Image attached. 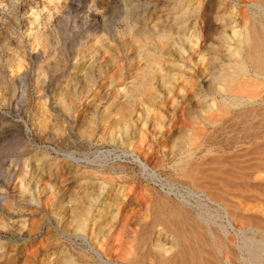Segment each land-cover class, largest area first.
<instances>
[{"label": "rangeland", "instance_id": "1", "mask_svg": "<svg viewBox=\"0 0 264 264\" xmlns=\"http://www.w3.org/2000/svg\"><path fill=\"white\" fill-rule=\"evenodd\" d=\"M219 1L225 0H0V264H134L130 259L146 258L149 245L171 246L170 230L159 239L153 233L152 242L139 247L145 226L164 207L184 227L203 263L259 264L251 250L254 239L264 241V159L249 153L232 164L231 152H223L229 161L222 164L232 173L202 178L191 165L190 172L184 168L199 162L202 172L215 169L209 161L213 155H198L205 149L200 139L190 143L197 159L179 149L190 128H201V105L212 100L208 85L215 72L232 63L221 58L225 49L234 48L223 37L255 12L238 0L232 1L240 9L237 16L228 9L216 12ZM153 26L147 47L166 61L162 74L177 72L180 78L169 83L175 87L168 96L161 74L153 73L149 83L163 100L146 112L125 92L145 77L149 62L137 55L147 47L139 49L136 42L127 50L122 44L134 31ZM166 31H174L175 55L159 47L158 37ZM194 35L199 40L193 52ZM202 54L211 65L200 82L203 91L173 108L186 80H194L193 65ZM111 55L115 60L105 79L95 76L107 85L80 94L90 60ZM177 65L182 67L174 69ZM120 66L122 79L117 78ZM109 78L115 83L109 85ZM263 96L264 81L252 79L245 92H230L227 99H243L234 112L257 110L263 117ZM216 98L221 103L223 97ZM159 107L166 123L162 130L156 126ZM129 111L130 130L137 131L125 137L126 128L121 131L110 121ZM142 128L143 141L138 140ZM189 176H200L201 183ZM207 181L215 183L216 195L206 190ZM163 224H156L155 233Z\"/></svg>", "mask_w": 264, "mask_h": 264}, {"label": "bare ground", "instance_id": "2", "mask_svg": "<svg viewBox=\"0 0 264 264\" xmlns=\"http://www.w3.org/2000/svg\"><path fill=\"white\" fill-rule=\"evenodd\" d=\"M232 1L233 0L219 1L220 3L216 6V12H220V11L223 12L228 9L230 13L232 12V14L236 12L235 13L236 15L240 9L238 10L236 5L235 7H233ZM238 1L248 6V9L254 8L255 12L253 11L252 15L250 14L251 12L248 13L250 14L251 17L246 16L243 19L242 18L243 16H242L241 17L242 19H240L241 20L240 21L241 26H239L240 28L234 30L233 33L229 35V37H227V35L223 37L224 40L229 39L234 42V48L231 47L232 48L231 50L225 49L221 55L222 59L225 58L229 61H232V63L226 67H222L219 70L218 74H216L215 72V77L213 78L211 83L208 85V90L213 93V97L211 98L212 100H210V103L206 104L205 106L204 104H202L203 101L199 103V105L202 104L201 105L203 107L202 112L205 113V116H203L202 120L197 123V125H200L201 128H198V129L190 128L189 129L190 134L182 136V140L179 144V147H180L179 149L187 152L186 156L197 159L194 157L195 152L191 151L190 143H194L196 139H200L199 143L205 145V149H203L202 151H199L198 155H213L214 158L212 159L210 158L211 160L209 161H213V164L215 165V169L208 168L206 170H203L202 172V170L200 169L204 168L203 167L204 164L203 165L201 164V167H200L199 162L197 163L193 162L194 164H190L188 162L187 166H185L184 168L185 172H190V169H191L194 172V175L198 174L199 171H201L202 176H203L202 178H204L205 176H208V177L212 176L214 179L213 175L214 174L216 175L217 172H223L225 174L232 173L230 172L232 168L222 163L224 161H229V160L233 162L236 158L238 157L240 158L249 153L250 154L252 153L253 155L257 156L258 159L259 158L264 159V116L260 117L261 115L259 114L257 110H251V109H241L238 112H234L232 110V107L243 103V99L242 98H234V99H229V100L227 99L228 94L230 92H233V91L234 92H241V91L245 92L247 85L250 86V81L252 79L264 81V0H250V1L249 0H238ZM137 9L138 7L135 8V10ZM242 13L244 12L242 11ZM155 32H156L155 26H153L150 29H144V28L138 29L134 31V33L132 34V39L128 42L123 43L122 46L123 48L128 50L129 48L134 46L136 42H139L138 48L139 49L145 48L147 47L146 45L147 41L150 40V37ZM172 32L174 31H166V33H161V35H159L158 37L160 40L159 47L161 51L171 50L172 43L170 40L173 38ZM187 38L190 39L189 37ZM198 40L199 39L197 35H194L191 38L189 49H191L193 52L198 50L197 48ZM184 42H185V39H184ZM166 48L168 49L164 50ZM135 51H138V49H136ZM144 51H146L144 54H141V55L139 54L137 55V57L143 56L142 59L145 60V62H149V64L146 65L147 66L146 68H151L153 69V71L148 70L146 68L143 69V73L145 76L144 79L136 78L137 80L134 82L133 86L131 88L128 87L125 93H127L126 94L127 96L129 95V93H131L130 95H132V97L130 100L136 99L140 101L142 106L145 107V111L149 110V108H151V110L154 111L155 108L159 105L158 102H162L163 98L162 96L160 98H157L155 96V92H153L152 89L153 88L155 89L156 85L154 86L153 84L151 85L149 83V80L151 78L152 79L154 78L152 76L154 75L153 73L157 72L161 74V80L163 82V86H165V90L163 91L167 92L168 96H170V94L174 92V87H175V86L172 87L171 85H169V83H175L176 81H178V79L180 78V75L177 72L176 73L168 72V73L162 74L161 73L162 70H164V68H167L166 61H164V59L162 58V54L158 53V51H156V48H151V47H147ZM149 51L150 52L153 51L154 53H150ZM171 55H175L173 54L172 50H171ZM185 56H189V53ZM114 60H115L114 55H111L110 57L105 58L104 61H100L97 58H92L90 60V63L87 65L85 72L83 73V79L80 83V87H81L80 94H83L85 91L89 93V91L91 90V87L94 85L102 86V87L107 85V82L106 83L98 82V79L96 80L95 76L97 73H99V76H101V79L102 80L105 79L106 71L108 70V67L110 66V64L114 62ZM98 61L100 62L97 64L99 67H98V70L96 71L95 65ZM209 63H210V60L205 56V54H202L201 57L198 59V62H196V64L193 65L195 66L192 69L193 70L192 77L194 78V80H192V78H188L186 80L178 96V97H181V100L174 101L173 108H177L181 103L187 102V100H190L192 95L201 94L203 90L201 88L200 82L204 76L208 75L207 73H210L209 72L210 69H208V67H210L211 65ZM157 65H159V67H157ZM177 66L178 67H174V69L182 67V65H177ZM123 69H124V66H120L119 72L121 74H117V78L118 77H120V79L123 78V75H124ZM108 80H110L109 85L114 84L116 81V79L114 78H111V79L109 78ZM82 82H83V85H82ZM245 84L246 86H243ZM152 86L154 87L152 88ZM256 91H259V89H256ZM98 94L99 93H95L94 97H96ZM216 95H220L221 97H223V99L220 101L221 103L217 101ZM14 100H16V98ZM128 107L129 106H127V108ZM158 109L159 110H157L158 112L156 113L157 115L156 126H158L159 130L160 129L162 130L166 126L165 125L166 123H165L163 110L160 107ZM141 112H142L143 119H146L145 124H147L148 116L144 117L143 109L141 110ZM262 113H264V111H262ZM130 115H131L130 111L123 112L120 115V117L110 121L111 126H115V127L121 126V131H124L123 128H126L125 137L133 135V133H136L137 131L136 129L134 130L133 128L130 130V127L131 126L133 127V125L130 124ZM174 117L175 116H173V118ZM172 119L171 121H173ZM138 135L140 136V139L138 140L143 141L146 139L147 134H146V131L142 128L139 131ZM223 152H231V154L228 157H233V158L226 160L224 158ZM211 163L206 162L205 165H208ZM217 163L221 164V166H219L218 168L219 170H216ZM232 164H235V163L233 162ZM188 165H191L192 168L189 166L190 169L188 168L187 170L186 168L188 167ZM143 166H144L143 168L144 170H148L147 166L145 165ZM239 166L238 168H240ZM185 172H184V175H185ZM189 177L194 179L193 180L194 183H197V184L201 183L199 181L201 180L200 176L197 177L198 179H195L192 176H189ZM206 184L207 185H205V187L208 188V189L206 188V190H209L210 192L216 195V188H215L216 186L214 187L215 183L207 181ZM209 191L207 192L209 193ZM160 209L161 207L159 208V210ZM163 209H164L163 211L161 210H160L161 212L159 211L157 216L154 213L155 218H153L154 220L152 221V223L150 224L148 223L149 225L145 226L144 233L141 235L142 246H139V247L141 249L145 248L144 246H146L149 241L152 242L153 233L159 239L162 234L165 235L164 231L167 232L170 230L172 231L171 235L173 238V241H171V246L166 247L165 243L164 244L162 243V244L157 245L156 247L152 246L151 248L149 245L150 248L147 246L148 252L146 254L147 256L146 258L141 259L142 257L140 256V258L136 257L135 260L132 258L130 259V261L133 262L134 264H209L210 261L208 259H207L208 262L206 261L207 263H203L205 261H202L201 259H199V255L201 253L197 250V247L195 248L196 245L193 246V244H191L189 239L186 237L185 235L186 232L184 230V227L181 226L180 223H178L179 221L175 222V219H176L175 216H173L172 213H169V211H168L169 214L165 212V207ZM156 211H158V209ZM159 221H162V222L158 223ZM163 221H166V223L163 224ZM156 224H163L161 229H159L158 233H155V229H154V227L157 226ZM263 242H264L263 240L254 239L255 249L259 247V249L263 250L262 254L256 251L255 249L251 250L253 259L258 261L259 264H264V247L261 246ZM176 248H177V251H173ZM145 250L147 251V249ZM196 250L198 251V254L196 253ZM143 254L141 255L143 256ZM211 254L213 255V253Z\"/></svg>", "mask_w": 264, "mask_h": 264}]
</instances>
